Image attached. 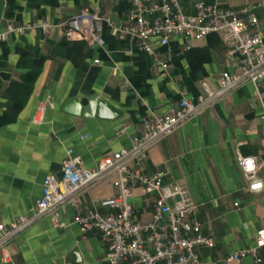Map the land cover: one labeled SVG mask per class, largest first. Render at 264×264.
Instances as JSON below:
<instances>
[{"label":"crops","instance_id":"obj_1","mask_svg":"<svg viewBox=\"0 0 264 264\" xmlns=\"http://www.w3.org/2000/svg\"><path fill=\"white\" fill-rule=\"evenodd\" d=\"M185 13L193 3L239 8L264 0H178ZM86 9L110 18L114 26L130 24L129 0H4L0 30L46 20L59 23ZM264 39V6L255 9ZM103 45L66 38L61 27L43 32L30 27L0 41V223L30 214L41 195L42 180L58 177L65 149L80 165L92 168L113 152L128 148L143 132L150 112L163 113L181 98L195 100L200 81L213 87L228 69L226 46L217 33L202 38L172 35L164 46L143 52L134 39L104 25ZM160 62H166L162 68ZM94 95L121 112L116 118L82 116L76 106ZM48 98L42 123L32 122L40 101ZM75 100V104H72ZM122 130V132H120ZM256 160V177L264 185V86L244 82L201 113L189 118L147 150L143 171H162L164 182L184 181L197 206L201 233L214 245L199 247L200 264H220L229 254L254 245L264 228V186L247 189L236 156ZM115 175L78 191L81 212L113 208L96 205L116 194ZM152 194L134 190L130 202L137 219L146 221ZM75 206L62 205L56 217H40L10 242L12 264H107L98 231L82 234L72 218ZM75 249V252L72 250ZM264 259V249L259 251ZM79 260L80 262L76 261ZM250 259L230 264H249ZM264 264V263H262Z\"/></svg>","mask_w":264,"mask_h":264},{"label":"built area","instance_id":"obj_2","mask_svg":"<svg viewBox=\"0 0 264 264\" xmlns=\"http://www.w3.org/2000/svg\"><path fill=\"white\" fill-rule=\"evenodd\" d=\"M264 2L246 4L239 8L223 7L218 3L195 1L193 13H185L178 0H129L130 24L114 26L110 18L86 9L79 10L59 23L42 21L27 26L6 25L0 30V41L12 32H23L37 27L48 32L61 27L66 38L80 39L90 44L103 45L101 30L104 25L134 39L143 52L152 53L155 43L166 45L172 35L202 38L217 33L226 46L228 69L219 73L213 87L200 81V92L195 100L181 98L165 112H150L143 123V132L133 138L128 148L120 149L101 158L92 168L80 165L81 158L72 148H66L60 174L42 180L41 195L30 214L18 216L7 224L0 223V264H12L9 249L11 240L32 226L40 217H56L66 202L75 206L72 218L79 231L85 234L98 231L106 247L107 264H200L199 247L214 245L211 236L201 233L196 219L197 206L184 181L164 182L162 171L146 173L143 165L148 148L169 134L181 123L201 113L215 101L226 96L244 82L257 89L264 86V39L257 28L255 9ZM162 68L166 62H160ZM48 98L40 101L32 122H43ZM122 132V130H120ZM238 167L247 181V189L257 191L262 182L256 177V160L252 156H236ZM115 175V195L100 199L96 205L113 208L114 212L100 213L95 205L81 212L75 203L79 190L108 175ZM139 187L152 194L153 209L146 221L137 219L130 200ZM264 249V228L255 233L254 245L235 251L220 264L249 258V264H262L259 251Z\"/></svg>","mask_w":264,"mask_h":264},{"label":"water","instance_id":"obj_3","mask_svg":"<svg viewBox=\"0 0 264 264\" xmlns=\"http://www.w3.org/2000/svg\"><path fill=\"white\" fill-rule=\"evenodd\" d=\"M4 0H0V15L3 7ZM72 104H75V100H72ZM75 113H80L82 116H96L101 118H116L121 115V112L110 106L106 101L99 99L98 97L91 95L86 97V104L76 106ZM75 252V249L72 250ZM80 262L79 260H76ZM65 264H71L69 259H66Z\"/></svg>","mask_w":264,"mask_h":264}]
</instances>
